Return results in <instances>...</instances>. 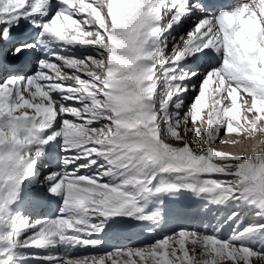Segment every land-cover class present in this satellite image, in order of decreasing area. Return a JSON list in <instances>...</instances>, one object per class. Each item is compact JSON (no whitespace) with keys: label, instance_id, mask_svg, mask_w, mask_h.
<instances>
[{"label":"snow or ice","instance_id":"obj_1","mask_svg":"<svg viewBox=\"0 0 264 264\" xmlns=\"http://www.w3.org/2000/svg\"><path fill=\"white\" fill-rule=\"evenodd\" d=\"M59 2L64 7L50 21L31 22L42 36L69 47L93 48L97 56L81 60L53 54L31 77L7 75L0 82V132L5 137L0 144V264L32 258L23 251L30 248L98 246L101 241L89 238L103 230L102 223H92L96 217L158 220L160 214L148 213L140 202L153 191L155 176L145 181L128 175L139 166L203 178L201 193H220L221 201L250 197L264 216V155H232L215 148L222 130L224 135L264 133V0H248L216 16L204 0ZM51 4L0 0V42L11 39L12 26L21 19L45 14ZM194 13L203 18L178 40L172 37L174 26ZM34 47L25 43L10 55L0 49V73H9L12 58ZM205 50L215 52L221 66L189 88L185 82L198 74L177 69ZM187 92L195 98L186 105L182 97ZM66 100L81 106L69 107ZM57 118L60 129L54 127ZM193 136L201 142L206 137L207 148L194 147ZM57 139L69 153L64 169L41 183L61 197V213L51 220L14 214L11 205L23 182L37 174L38 158ZM96 158L114 167L81 175L80 169L92 168ZM260 230L264 225L227 242L180 230L142 248L38 258L46 264H264V253L234 243Z\"/></svg>","mask_w":264,"mask_h":264},{"label":"rangeland","instance_id":"obj_2","mask_svg":"<svg viewBox=\"0 0 264 264\" xmlns=\"http://www.w3.org/2000/svg\"><path fill=\"white\" fill-rule=\"evenodd\" d=\"M51 7H53V6L51 5ZM50 12H51V10H50ZM50 12L48 13L47 16L50 15ZM53 15H54V11H53L52 15L50 16V18H45L44 20H41L42 18H44V16L39 17V19L41 20L40 23L50 21L52 18H54ZM37 18L38 17H36V19ZM199 19H200L199 15L197 13H194L188 17H185L184 19H182V22L180 23L178 28H176L174 26L173 30L171 31V36L175 37L178 40L179 37L184 36L189 31H191ZM29 20L32 21L31 19H29ZM29 20H28V23H29V25H31ZM20 21H19L20 22L19 24L22 25V29H25L26 31H28L27 26L24 23L25 19H21ZM36 21L38 22V19ZM19 24H16L17 25L16 28L13 27L14 25L12 26V32L17 30V27ZM36 29H34V30H36ZM170 48H171V45L169 46V51H170ZM210 51L211 50H205V52H210ZM198 54H200V53H198ZM71 57H74V56H71ZM92 57H94V56H92ZM63 71L71 72L72 70L63 69ZM27 72H29V71H27ZM177 72L178 73H185V72L191 73L192 71L191 72H190V70L181 71V69H179V70L177 69ZM65 83L70 84V83H73V81H66ZM185 83L188 84L189 88H191V86L193 84L199 85L198 83H195L194 80H192L191 82L186 81ZM194 98H195V93L187 92V94L185 95L183 100H184V103L186 102L187 104H191ZM222 133H223V130L221 131V134ZM205 139H206V137H205ZM205 139H204V141H205ZM192 140L194 141V145H193L194 147H199V148L203 149V142L204 141L201 142L200 139L198 137H195V136L192 137ZM230 140H232V139H230ZM250 140L254 143V145L261 144V146L259 145L260 147L258 146L256 151L249 150L247 153L244 152V154H242V155L247 154V156H252V155L263 154L264 133H258V134L256 133V135L254 137L253 136L250 137ZM234 142H235V144L239 143V145H240V142L242 143V139L236 138ZM220 145L221 144H219V140H218V144L215 145V148L217 149V147ZM235 146H237V145H235ZM239 147H241V146H239ZM233 148H235V147H233ZM258 153H260V154H258ZM111 167H114V165H112ZM134 171L138 175H141V176H149L150 175L149 171H147V173H140V172H138L137 168H135ZM128 175L130 176L131 173H128ZM121 178L123 179V177H121ZM192 199L193 198L191 196H187L186 198H183L182 201L186 202V201H191ZM242 200L243 199H229L227 202H225L222 205H218V206L213 207V208L207 207L205 212H204V215H207L208 217H211L213 215L219 221L225 220L229 227L232 226L231 228L234 227L237 230H242L241 233H238V236H236V237H239L242 233H245L246 229H248L246 226L255 227L257 225H264V216L258 215V212L260 210L256 209L255 211H253V213L251 212V210H252L251 198L247 202H243ZM232 239L229 241H232ZM223 240L225 242H227L226 240H228V238H225ZM234 243H236L238 245L243 244L244 246L249 247L250 249L264 253V230H260V231L254 232V233H250L246 236V238L244 240L237 239L234 241ZM189 247H191V245H189Z\"/></svg>","mask_w":264,"mask_h":264},{"label":"bare ground","instance_id":"obj_3","mask_svg":"<svg viewBox=\"0 0 264 264\" xmlns=\"http://www.w3.org/2000/svg\"><path fill=\"white\" fill-rule=\"evenodd\" d=\"M52 5V4H51ZM53 6V5H52ZM50 10H51V12H50ZM52 11H53V7H51V6H49L48 8H47V10H46V14L44 15V18H42L41 20H44L45 18H50V15L49 16H47L48 15V13L50 12V14L52 15ZM39 17L40 16H38V23H40L41 22V20L39 19ZM36 19V20H37ZM37 27L36 26H34V29H36ZM23 31H26L25 29H22V25L21 24H19L18 25V27H17V30L16 31H14V32H12V36L14 37H17L18 36V34H20L21 32H23ZM215 66V65H214ZM21 67H23V66H18V68L20 69ZM25 72H27V70L25 69ZM255 135H256V133H255ZM254 135V133L251 135V136H255ZM248 133L247 134H245L244 136H242V137H239L238 139H242V143L240 142V145H239V143L238 144H235V142H233V141H235V139H232L230 142L231 143H229V144H226V145H224V146H222V148H221V150L222 151H225L226 153H231V154H244V152L245 153H247L249 150H254V151H256L257 150V147L260 145L261 146V144H259V145H254V143L250 140V138L249 137H251ZM252 142V143H251ZM234 145V146H233ZM235 145H237V146H235ZM239 146H241V147H239ZM259 146V147H260ZM233 147H235V148H233ZM258 152V151H257ZM255 153V152H254ZM258 154H260V153H258ZM247 155V154H246ZM251 155V154H250Z\"/></svg>","mask_w":264,"mask_h":264},{"label":"clouds","instance_id":"obj_4","mask_svg":"<svg viewBox=\"0 0 264 264\" xmlns=\"http://www.w3.org/2000/svg\"><path fill=\"white\" fill-rule=\"evenodd\" d=\"M13 138H14V135H13ZM4 142H5L4 134L0 132V144H3Z\"/></svg>","mask_w":264,"mask_h":264}]
</instances>
